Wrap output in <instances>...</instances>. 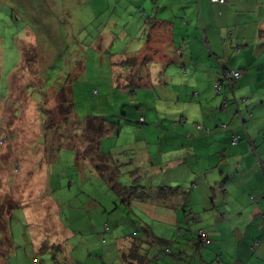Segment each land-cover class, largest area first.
<instances>
[{"label": "crops", "instance_id": "obj_1", "mask_svg": "<svg viewBox=\"0 0 264 264\" xmlns=\"http://www.w3.org/2000/svg\"><path fill=\"white\" fill-rule=\"evenodd\" d=\"M139 1L147 14L142 36L134 42L124 29L100 41L107 52L115 49L118 59L111 62L120 77L125 57L152 52L153 61L138 76L147 81L132 96L151 91L155 120L166 126L159 125L165 135L156 158L140 136L117 154L104 152V142L122 132L114 122L99 145L109 158V193L121 200L128 227L135 229L122 233L119 257L110 264H264V0ZM232 70H240L241 78L215 92V83ZM212 92L222 100L205 98L209 105L191 119L186 96ZM218 102L229 123H223ZM234 134L239 142L232 146ZM79 181H86L83 173ZM48 202L53 217L56 205ZM199 232L208 245L198 246ZM42 240L40 250L46 251Z\"/></svg>", "mask_w": 264, "mask_h": 264}, {"label": "rangeland", "instance_id": "obj_2", "mask_svg": "<svg viewBox=\"0 0 264 264\" xmlns=\"http://www.w3.org/2000/svg\"><path fill=\"white\" fill-rule=\"evenodd\" d=\"M143 3L139 0H0V217L7 222L11 242L10 249L0 243V264H110L111 259L119 257L117 247L122 233H134L135 229L128 227L121 200L109 193L104 178L92 172L91 166L96 162L88 160L86 165L80 159L75 161L74 152L60 146L63 139L59 134L46 133L39 122L44 121L40 111L44 107L52 112V123L60 125L56 108L61 101L56 95L68 79L72 85L75 119L81 121L89 115L106 117L116 122V130L122 128L117 139L104 142V152L117 154L120 146L135 142L140 136L151 148V157L156 158L165 135L159 125L166 126V121L155 120L154 95L141 90L133 97L128 88L127 91L121 87L113 89L120 73L111 59L118 58L112 56L114 48L107 52L106 44L105 50L100 41H111L124 33V29L134 42L140 38L147 16L143 14ZM28 51L35 55L29 64L24 61L29 57H24ZM38 60L41 71L36 75L32 70L37 68ZM79 62L83 71L74 76L67 74ZM146 81L140 79L136 83L143 85ZM206 95L199 99L196 95L186 96L184 104L191 106V119L200 117L202 108L209 105L205 98L222 100L213 92ZM220 104H216L217 110L222 109ZM178 110L182 112V107ZM221 112L223 123H229L227 113ZM144 113L147 118L141 123L139 118H144ZM91 131L83 136L97 134ZM79 134L69 139L80 145L85 137ZM46 140L45 146H41ZM178 142V139L172 141ZM68 145L75 144L68 142ZM84 145V151L90 152V146ZM40 146L46 153L40 151ZM141 147L138 145L137 151ZM53 156L55 159L51 161ZM82 173L85 182L79 181ZM47 202L56 205L53 217L48 216ZM41 240L46 251L40 250ZM57 245L60 250L53 248Z\"/></svg>", "mask_w": 264, "mask_h": 264}, {"label": "trees", "instance_id": "obj_3", "mask_svg": "<svg viewBox=\"0 0 264 264\" xmlns=\"http://www.w3.org/2000/svg\"><path fill=\"white\" fill-rule=\"evenodd\" d=\"M225 2H226V0H225ZM79 50L82 51L81 48ZM82 52L84 53V51H82ZM83 53H82V55H83ZM27 56H29V57H27ZM24 57L25 58L27 57L26 60H24V61L27 62L28 64L33 63V61L35 59L34 53L30 52V51H28V53L24 54ZM152 61H153V55H152V52L148 49H147V51L145 50V51L139 52L137 55H135L133 57H131V56L125 57V59H123L120 63V66L125 68V69H123L124 73L121 76V77H123V79H121V77L118 78L116 85L113 89L117 90L116 88L121 87L122 91H127L126 88H128L129 94L135 95L137 89L142 87L141 84L136 83L137 80H140L138 78V76L140 74H143L144 71H147V68H148L147 65L150 64ZM37 65L38 66L35 69H33L32 67H29V69L30 68L33 69L32 73L36 74V75L38 72L41 71V70H39V68H41L39 65V60L37 62ZM125 70L129 71L128 75L126 74ZM81 71H83V66L81 65V62H79L78 65L73 69V71H71V73L67 72V74L74 76L75 74H79L78 72L81 73ZM235 71H240V70H235ZM217 82L220 84V91H221V88L223 85H225L228 88H231L234 86V83L232 85H228L224 81L223 78ZM120 85H122V86H120ZM220 91H219V93H220ZM72 92L73 91H72L71 82H70V80L67 79L64 83H62V85L60 86L59 91L56 95L57 96L56 98L59 101H61L60 107L56 108V110L59 111L58 115H59V119H60V125H64L66 127H59L60 126L59 124L52 123V119H51L52 112H49L44 107L40 108L41 114H43V116H44V121L41 120V122H39L40 127L42 125V130L46 131V133L59 134V136L63 139V142L60 143V146L63 145L65 147V149L73 151L75 154V161H79L77 159H80L82 161L83 160H90L93 163V160H94L96 162V163H94V169L99 173V175L102 178H107L108 175L104 176V172L108 168L107 165L109 163V158H108V156L104 155L101 152V150L99 149V145L101 146V142L106 136L108 125L112 126L111 122H114V121H112V119H110V118L100 117V116H92V115L85 117L81 121L75 119V117L73 115L74 101H73ZM224 100L227 101V99H224ZM224 100L222 103H224ZM141 117L142 116H140V118ZM140 118H139V121H140ZM113 124L116 125V122H114ZM223 128L225 129V127H223ZM56 129H57V131H56ZM90 130H92L91 132L97 131L96 132L97 134H95V135L91 134V135L86 136V137L83 136V134H86V132H88ZM82 132H85V133H82ZM79 133H81V134H79ZM78 134L80 136L85 137L84 141H82V143L80 145H78L76 142L71 141L69 139V138H72L73 135H78ZM232 136H235L238 138L237 139V143H238L239 137L236 134H234ZM77 137H79V136H77ZM232 138L233 137H231V140H230L231 145H232ZM68 142H72L75 145L69 146ZM46 143H47V140L44 143H42L41 146L46 144ZM85 143L91 147V148L89 147V149L91 150L90 152H89V150H87L86 152L84 151L83 148H85V145H84ZM41 146H40V151L46 153L45 148L41 149ZM60 150H62V149L59 148V151ZM95 157H97V159H95ZM53 159H55L54 156L51 157V161H53ZM100 170H102V171H100ZM113 174H116V170L113 172ZM164 191L170 192L169 189H164ZM163 196L166 197L167 195L163 194ZM1 226H2V229H1ZM9 233H10V231H9ZM0 238H1V240H0L1 246H3V244H6V246H8L10 249L11 242L8 240L7 222H5L4 220L2 221L1 217H0Z\"/></svg>", "mask_w": 264, "mask_h": 264}, {"label": "built area", "instance_id": "obj_4", "mask_svg": "<svg viewBox=\"0 0 264 264\" xmlns=\"http://www.w3.org/2000/svg\"><path fill=\"white\" fill-rule=\"evenodd\" d=\"M211 3L213 4H223L226 3L225 0H210ZM223 79L224 81L228 84V85H232L233 83L235 84L236 81H238V79L241 77V72L240 71H226L223 74ZM214 89L215 92H219L220 91V84L217 82L214 85ZM140 122L143 123L144 122V118L141 117L140 118ZM237 137L233 136L232 138V145L237 144ZM198 246L200 247H204L206 245L209 244V241L205 238L204 234L202 232L198 233V240H197Z\"/></svg>", "mask_w": 264, "mask_h": 264}]
</instances>
